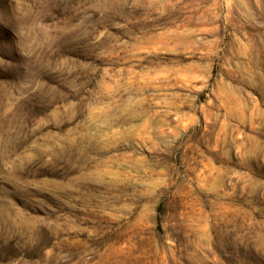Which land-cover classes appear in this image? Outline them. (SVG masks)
Wrapping results in <instances>:
<instances>
[{
  "label": "rangeland",
  "instance_id": "rangeland-1",
  "mask_svg": "<svg viewBox=\"0 0 264 264\" xmlns=\"http://www.w3.org/2000/svg\"><path fill=\"white\" fill-rule=\"evenodd\" d=\"M0 264H264V0H0Z\"/></svg>",
  "mask_w": 264,
  "mask_h": 264
}]
</instances>
